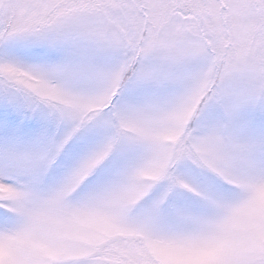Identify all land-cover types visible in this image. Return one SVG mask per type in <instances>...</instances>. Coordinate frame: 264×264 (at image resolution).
Instances as JSON below:
<instances>
[{
	"label": "snow or ice",
	"instance_id": "snow-or-ice-1",
	"mask_svg": "<svg viewBox=\"0 0 264 264\" xmlns=\"http://www.w3.org/2000/svg\"><path fill=\"white\" fill-rule=\"evenodd\" d=\"M0 264H264V0H0Z\"/></svg>",
	"mask_w": 264,
	"mask_h": 264
}]
</instances>
